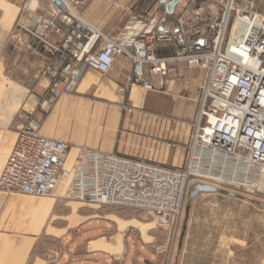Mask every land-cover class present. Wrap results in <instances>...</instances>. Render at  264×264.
<instances>
[{
  "label": "built area",
  "instance_id": "built-area-1",
  "mask_svg": "<svg viewBox=\"0 0 264 264\" xmlns=\"http://www.w3.org/2000/svg\"><path fill=\"white\" fill-rule=\"evenodd\" d=\"M208 1L222 12L205 29L189 27L185 16L167 27L166 14H148L132 16L125 32L112 37L81 17L86 0H47L48 13L32 32L52 57L42 74L51 93L42 105L48 110L61 95L73 97L85 70L104 75L122 56L133 67L131 84L146 89L170 85L174 66L198 69L203 79L186 162L167 168L84 145L69 147L43 136L40 119L33 117L18 128L0 191L55 198L61 185L63 197L72 201L140 211L169 230L170 247L190 183L258 191L264 180V13L256 2L264 0ZM113 5L130 11L120 1ZM187 10L202 17L195 1ZM50 35L60 37L62 45L48 41ZM164 46L173 47V54L158 57ZM60 61L63 66L56 68Z\"/></svg>",
  "mask_w": 264,
  "mask_h": 264
},
{
  "label": "crops",
  "instance_id": "crops-1",
  "mask_svg": "<svg viewBox=\"0 0 264 264\" xmlns=\"http://www.w3.org/2000/svg\"><path fill=\"white\" fill-rule=\"evenodd\" d=\"M114 1L119 0H86L79 13L112 37L125 32L132 16L166 14L161 0H122L129 12L115 7ZM194 1L202 9L201 18L187 10ZM212 4L180 0L173 13L166 14V26L172 27L185 16L189 27L195 24L205 29L222 12ZM256 4V10L264 13V1ZM47 13V0H0V174L18 128L33 117L40 119L43 136L61 139L69 147L84 145L162 167H183L199 109L203 73L174 66L170 85L146 89L131 84L133 67L122 56L104 75L85 70L75 95H61L47 110L42 103L51 90L42 83V74L51 66L52 57L45 44L32 35ZM48 41L55 46L63 43L56 35H50ZM173 52V47L164 46L157 56L168 57ZM62 66L61 61L55 64L56 68ZM63 86L62 82L59 90ZM70 155L74 156L72 149ZM63 193L61 185L55 198L0 191V264H163L146 249L141 230L131 225L121 229L116 221L95 218L61 230L43 228L56 207L82 204L64 198ZM41 231L58 234H38ZM231 263L242 264V247H234Z\"/></svg>",
  "mask_w": 264,
  "mask_h": 264
},
{
  "label": "rangeland",
  "instance_id": "rangeland-1",
  "mask_svg": "<svg viewBox=\"0 0 264 264\" xmlns=\"http://www.w3.org/2000/svg\"><path fill=\"white\" fill-rule=\"evenodd\" d=\"M263 185L264 182H261L260 189L253 193L238 191L237 194L264 202ZM217 188L229 191L223 187ZM187 195L188 190L172 247L168 229L163 231L148 214L122 207L77 203L67 208L56 207L45 219L43 228L61 230L84 220L104 218L116 221L121 229L123 225H131L141 230L146 249L161 258L163 264H175V260L177 264H230L235 246L242 247V264H264V209L224 194L200 193L192 200L186 230L180 241ZM39 222L41 225L42 221ZM46 233L58 234V231H41L38 234Z\"/></svg>",
  "mask_w": 264,
  "mask_h": 264
},
{
  "label": "water",
  "instance_id": "water-1",
  "mask_svg": "<svg viewBox=\"0 0 264 264\" xmlns=\"http://www.w3.org/2000/svg\"><path fill=\"white\" fill-rule=\"evenodd\" d=\"M179 2H180V0H161V3L165 5V11H166L167 15H171L173 13L174 7ZM200 193H220V194H224V195H227V196H230L233 198H238V199L249 201L253 205L264 209V202H262V201L249 199V198L244 197L242 195H239L237 193L219 189L215 186L201 184V183H197V182H192L189 185L188 195H187V199L185 202L184 221H183V227H182V231H181L180 241L182 240L183 234L186 230L185 227H186V222L188 220L192 200L196 195H198ZM175 264H177V260H175Z\"/></svg>",
  "mask_w": 264,
  "mask_h": 264
},
{
  "label": "bare ground",
  "instance_id": "bare-ground-1",
  "mask_svg": "<svg viewBox=\"0 0 264 264\" xmlns=\"http://www.w3.org/2000/svg\"><path fill=\"white\" fill-rule=\"evenodd\" d=\"M11 96H12V95H11ZM8 99H9V98H8ZM3 100H4V99H3ZM7 106H8V105H6V107H7ZM4 107H5V106H4ZM4 107H3V108H4ZM8 108H9V107H8ZM6 109H7V108H6ZM6 109H5V110H6ZM9 116H10V115H9ZM9 116H8V117H9ZM4 117H5V116H4ZM263 182H264V180H262V183H263ZM263 186H264V185H263Z\"/></svg>",
  "mask_w": 264,
  "mask_h": 264
}]
</instances>
